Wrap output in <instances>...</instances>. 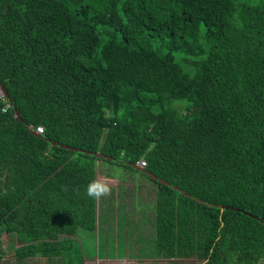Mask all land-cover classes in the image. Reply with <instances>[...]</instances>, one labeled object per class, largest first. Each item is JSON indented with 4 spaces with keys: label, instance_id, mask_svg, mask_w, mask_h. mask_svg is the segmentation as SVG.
<instances>
[{
    "label": "trees",
    "instance_id": "obj_1",
    "mask_svg": "<svg viewBox=\"0 0 264 264\" xmlns=\"http://www.w3.org/2000/svg\"><path fill=\"white\" fill-rule=\"evenodd\" d=\"M0 84V259L83 264L102 162L157 185L155 256L264 261V0H0Z\"/></svg>",
    "mask_w": 264,
    "mask_h": 264
},
{
    "label": "rangeland",
    "instance_id": "obj_2",
    "mask_svg": "<svg viewBox=\"0 0 264 264\" xmlns=\"http://www.w3.org/2000/svg\"><path fill=\"white\" fill-rule=\"evenodd\" d=\"M95 167L98 170L104 167L106 174L119 177L118 183L108 177V183L112 188V193L98 200V205L107 204L111 212L123 215V218L137 226V233L129 236L119 235L115 238L110 234L108 238L103 236L75 235L76 240L80 243L83 252V264H202V260L197 257L188 259L172 258L167 259L157 257L153 251V239L155 237V217H156V194L157 185L142 177L140 173L129 169V176L124 167L109 165L108 163L99 162ZM126 175V178H125ZM130 176H134L133 178ZM127 180V182H126ZM99 205V206H100ZM7 242L13 243L15 247L21 245L14 236H5ZM119 241V244H115ZM3 249V248H1ZM4 250V249H3ZM153 254V255H152ZM0 264H46L41 258L26 259L18 262L13 258H7V254L0 259ZM260 264H264L261 261Z\"/></svg>",
    "mask_w": 264,
    "mask_h": 264
},
{
    "label": "crops",
    "instance_id": "obj_3",
    "mask_svg": "<svg viewBox=\"0 0 264 264\" xmlns=\"http://www.w3.org/2000/svg\"><path fill=\"white\" fill-rule=\"evenodd\" d=\"M105 168L101 167L98 170V167H95V178L98 179H102V180H106L108 181V177L114 180V183H118V181L115 180H119V177L117 175L113 176V174L111 173V170L108 171V175L106 174ZM126 169V168H125ZM126 173L128 174L127 176H129V169L125 170ZM139 173V172H138ZM130 177H134V176H130ZM126 178V175H125ZM145 178V177H144ZM127 182V180H126ZM112 188H115L114 186H112ZM97 202L98 200L95 201V229L92 233L87 232L86 231H82L81 229H78L73 235H71L70 237H72L73 239H77L74 236L75 235H80L82 234V236H87V235H98V236H103L105 238L110 237V234H114L113 236H115V238L119 237V235L124 236V234L126 236H129V230H130V234L133 235V232L137 233L138 229L137 226L133 224V221L129 220V222H127V220H125L123 218V215L116 213V212H111V210H109V206L107 204H103V205H98L97 208ZM155 221H156V217H155ZM156 231V228H155ZM156 236V234H155ZM115 244H119V241H115Z\"/></svg>",
    "mask_w": 264,
    "mask_h": 264
},
{
    "label": "clouds",
    "instance_id": "obj_4",
    "mask_svg": "<svg viewBox=\"0 0 264 264\" xmlns=\"http://www.w3.org/2000/svg\"><path fill=\"white\" fill-rule=\"evenodd\" d=\"M85 191L89 198L99 200L112 193V185L106 180L93 178L88 182Z\"/></svg>",
    "mask_w": 264,
    "mask_h": 264
},
{
    "label": "water",
    "instance_id": "obj_5",
    "mask_svg": "<svg viewBox=\"0 0 264 264\" xmlns=\"http://www.w3.org/2000/svg\"><path fill=\"white\" fill-rule=\"evenodd\" d=\"M0 86L3 88V86L0 84ZM4 89V88H3ZM4 91H5V93H6V90L4 89ZM7 94V93H6ZM7 96H8V94H7ZM16 116L18 117V119L20 120V115H19V113H17L16 114ZM35 135H37V136H40L37 132H33ZM53 145H57L56 143H52ZM61 147H63V148H68L69 150H71V151H78V150H76V149H74V148H72V147H67V146H65V145H62ZM95 156H97V157H99V158H104V156L103 155H100V153L99 152H97V153H93ZM111 159V158H110ZM112 160V159H111ZM132 167H134L136 170H138V171H140V172H142V173H145V174H147L149 177H151L152 179H156V177L154 176V175H151L150 173H148V172H146L142 167H140L138 164H135V165H131ZM161 183H165L164 181H160ZM221 209H223V208H221Z\"/></svg>",
    "mask_w": 264,
    "mask_h": 264
},
{
    "label": "built area",
    "instance_id": "obj_6",
    "mask_svg": "<svg viewBox=\"0 0 264 264\" xmlns=\"http://www.w3.org/2000/svg\"><path fill=\"white\" fill-rule=\"evenodd\" d=\"M8 97H7V94L5 93V91H4V89L0 86V101L3 103V106H2V111H6L8 108H9V106H10V102L8 101V99H7ZM35 131L38 133V134H41L42 133V131H43V129H42V127H37L36 129H35ZM138 165L140 166V167H145V162L144 161H141V162H139L138 163Z\"/></svg>",
    "mask_w": 264,
    "mask_h": 264
}]
</instances>
